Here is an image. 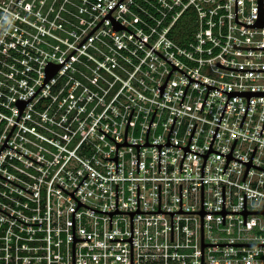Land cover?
<instances>
[{
    "label": "built area",
    "instance_id": "obj_1",
    "mask_svg": "<svg viewBox=\"0 0 264 264\" xmlns=\"http://www.w3.org/2000/svg\"><path fill=\"white\" fill-rule=\"evenodd\" d=\"M118 0H0V149L18 115L16 100L44 82ZM258 0H238V19L257 20ZM111 15L190 76L224 89H264V26L236 21V0H121ZM188 24V25H187ZM189 26V27H188ZM126 27L105 17L24 105L0 151V264H74L78 200L102 210L202 208V167L229 92L190 80ZM189 83V84H188ZM188 85V87H187ZM187 88V89H186ZM186 90V92H185ZM185 93V95H184ZM184 95V97H183ZM183 98V100H182ZM182 100V103H181ZM230 95L212 147L264 167V95ZM129 143L120 145L127 122ZM110 134L111 136H109ZM31 156H27V155ZM185 154V156H184ZM184 156V159H183ZM34 158V159H33ZM36 159V160H35ZM183 159V162H182ZM38 160V161H37ZM41 163H40V162ZM210 150L204 210L264 206V169ZM182 162V171H181ZM43 163V164H42ZM66 188L67 190H65ZM85 204L75 210L76 264H131V213ZM17 216H13L11 214ZM26 222H42L28 224ZM206 242H264V212L204 213ZM206 263L264 264V244H206ZM133 264H201V212L136 211Z\"/></svg>",
    "mask_w": 264,
    "mask_h": 264
},
{
    "label": "water",
    "instance_id": "obj_2",
    "mask_svg": "<svg viewBox=\"0 0 264 264\" xmlns=\"http://www.w3.org/2000/svg\"><path fill=\"white\" fill-rule=\"evenodd\" d=\"M121 0H118L117 1V3L107 12V14L96 24V26L86 35V37L97 27V25L105 18V17H110L111 18V21H112V25H113V28L114 29H116V28H118V27H126L124 24H122L119 20H117L115 17H113L112 15H111V11L115 8V6L120 2ZM236 21H238V22H241V23H244L243 21H241V20H239L238 19V0H236ZM244 24H246V25H248V26H264V0H258V14H257V20L256 21H254V22H249V23H244ZM128 30H130L128 27H126ZM132 33H134L132 30H130ZM136 36H138L136 33H134ZM86 37L75 47V49L86 39ZM141 40H143L145 43H147L149 46H151L148 42H146L144 39H142L140 36H138ZM233 46H236V47H246V48H264V46H245V45H240V44H237L236 42H234V44H233ZM154 50H156L158 53H160L163 57H165L167 60H169L171 63H173V68H172V70L170 71V73L168 74V76H167V78H166V80H165V82L162 84V85H159V89H160V94L162 95V93H163V91H164V88H165V86H166V84H167V82H168V79H169V77H170V75H171V73H172V71H173V69L174 68H179V69H181L179 66H177L174 62H172L170 59H168L166 56H164L161 52H159L157 49H155L153 46H151ZM74 49V50H75ZM74 50L65 58V60L74 52ZM64 60V61H65ZM63 61V62H64ZM63 62H54V61H52V60H49L48 62H47V64H46V66H45V70H46V72H45V79H44V82L42 83V85L51 77V75L63 64ZM217 64L218 65H222V66H225V67H229V68H235V69H245V70H264V67H234V66H229V65H225V64H223V63H221L220 61H217ZM183 72H185L183 69H181ZM187 75H189L187 72H185ZM190 76V75H189ZM192 80H197V81H200V82H203V83H205V84H207L208 85V89H207V92H206V95H205V98H204V101H203V104H202V107H201V110H202V108H203V105H204V103H205V100H206V98H207V95H208V93H209V90H210V88L211 87H217V88H219V89H222V90H224V91H227V92H229V96H228V99H229V97H230V95H246L247 97H248V104H247V107H246V110H245V113H244V116H243V119H242V122H241V125L243 124V121H244V118H245V115H246V113H247V110H248V107H249V104H250V97H251V95H264V89H224V88H221V87H219V86H216V85H213V84H210V83H207V82H205V81H202V80H199V79H196V78H194V77H192V76H190V80H189V82L190 81H192ZM189 84V83H188ZM41 85V86H42ZM40 86V87H41ZM40 87L29 97V98H21V97H19L17 100H16V104L18 105V107H19V115H18V117H17V119H16V121H15V123H14V125H13V127H12V129H11V131L9 132V134H8V136H7V138H6V140H5V142H4V144L2 145V147H1V149H0V151L2 150V148H3V146H6V145H9L8 143H7V139H8V137H9V135L11 134V132H12V130H13V128H14V126H15V124H16V122H17V120H18V118H19V116H20V114H21V112H22V109H23V107H24V105L29 101V99L40 89ZM187 87H188V85H187ZM187 89V88H186ZM185 92H186V90H185ZM184 95H185V93H184ZM184 95H183V97H184ZM228 99H227V102H228ZM182 100H183V98H182ZM182 100H181V103H182ZM227 102H226V104H225V107H226V105H227ZM225 107H224V110H225ZM133 109H134V107H132V110H131V113H130V116H129V119H128V122H127V126H126V132H125V138H124V142H120V141H118L117 139H115L113 136H111L110 134H108L106 131H104L103 129V131L104 132H106L109 136H111L114 140H116V142H117V154L114 156V157H106V158H114L115 160H116V168H117V171H118V153H119V146L120 145H136L137 147H138V171H140V145H158L159 146V170H161V153H162V145L163 144H178V143H172L171 141H170V133H171V130H172V127H173V124H174V121H175V119H176V116L177 115H175V118H174V120H173V123H172V126H171V128H170V131H169V134H168V140H167V142H164V143H150L149 141H148V132H149V129H150V126H151V123H152V120H153V118H154V115H155V112H156V109H157V107H156V109H155V111H154V114H153V117H152V120H151V123H150V126H149V129H148V132H147V141L146 142H144V143H129L128 141H127V129H128V124H129V121H130V119H131V116H132V112H133ZM224 110H223V113H224ZM223 113H222V115H223ZM222 115H221V118H222ZM221 118H220V121H221ZM220 121H219V123H220ZM219 123H218V126H219ZM196 124H197V122H196ZM196 124H195V126H194V129H195V127H196ZM218 126H217V129H218ZM263 128H264V123H263V126H262V129H261V133H262V130H263ZM194 129H193V132H194ZM217 129H216V131H217ZM216 131H215V134H216ZM193 132H192V134H191V137H190V140H191V138H192V135H193ZM215 134H214V137H215ZM214 137H213V139H214ZM213 139H212V142H213ZM236 139H237V137L235 138V141H234V143H233V145H232V148H231V150L228 152V153H225V152H222V151H220V150H217V149H215V148H213L212 147V142H211V145H210V147H209V150H208V152H206V153H201V152H199V151H197V150H195V149H193V148H190V146H189V143H190V140H189V142H188V144L187 145H184V146H182V145H180V144H178V145H180V146H182V147H184L185 148V153H186V151L187 150H193V151H195V152H198V153H200V154H203L204 156H205V161H206V158H207V155H208V153H209V151L210 150H214V151H217V152H220V153H222V154H225L226 156H227V161H226V164H225V166H224V169H223V172L225 171V169H226V166H227V164H228V161H229V159L230 158H236V159H239V160H241V161H243V162H246L247 163V169H246V172H245V174H244V177H243V179H245V176H246V174H247V171H248V168H249V166L250 165H256V166H258V167H260V168H263L264 169V167L263 166H260V165H258V164H255V163H253L252 162V157H253V155H254V152H255V149H256V147H257V145H255V148H254V150H253V152H252V155H251V157H250V159H248V160H244V159H242V158H239V157H237V156H234L233 154H232V150H233V147H234V145H235V142H236ZM9 146H11V145H9ZM11 147H13V146H11ZM13 148H15V147H13ZM16 150H18L17 148H15ZM18 151H20V150H18ZM20 152H22V151H20ZM22 153H24V152H22ZM25 154V153H24ZM27 155V154H26ZM27 156H29V155H27ZM184 156H185V154H184ZM184 156H183V159H184ZM29 157H31V156H29ZM32 158V157H31ZM34 159V158H33ZM183 159H182V162H183ZM36 160V159H35ZM38 161V160H37ZM205 161H204V164H205ZM40 162V161H39ZM182 162H181V171H182ZM41 163V162H40ZM43 164V163H42ZM204 164H203V167H202V208L201 209H199V210H185V209H183L182 208V183H180V208H179V210H162V208H161V183H159V209L158 210H141L140 209V198H139V183H138V208H137V210H119L118 209V184L116 183V210H102V209H97V208H94V207H92V206H90V205H88V204H86V203H84V202H82L79 198H77L75 195H74V192H75V190L77 189V187L80 185V183L83 181V179L86 177V175L88 174H86L85 175V177L81 180V182L77 185V187L73 190V191H68L66 188H64L62 185H60L59 183V185L60 186H62L65 190H67L70 194H72L77 200H78V205L76 206V208L80 205V204H85V205H87V206H89V207H92V208H94V209H97V210H99V211H105V212H109L110 213V215H111V227H112V214H113V212H130L131 213V235H130V237L129 238H111V239H123V240H130L131 241V264H133V218H134V213L136 212V211H165V212H171V214H172V240H174V212H176V211H198V212H201V264H247V263H206L205 261H204V250H205V245L206 244H264V242H206V241H204V213L205 212H214V211H221L222 212V214H223V223L225 222V219H226V213H244V222H246V213L247 212H264V206H263V209H261V210H253V209H248L247 208V203H246V193H244V209L243 210H238V209H227L226 208V195H225V184H223V208H222V210H204ZM0 175L1 176H3V177H5V178H7V179H9V180H11L12 182H14V183H16V184H18V185H20V186H22L21 184H19V183H17V182H15L14 180H12V179H10V178H8V177H6L5 175H3V174H1L0 173ZM23 188H25V189H27V190H29L28 188H26V187H24V186H22ZM29 191H31V190H29ZM31 192H33V191H31ZM76 208L73 210V262H74V264H76V247H75V241L77 240V239H90V237H76L75 236V210H76ZM0 209H2V208H0ZM2 210H4V209H2ZM4 211H6V210H4ZM6 212H8V211H6ZM9 213V212H8ZM11 214V213H10ZM11 215H13V214H11ZM13 216H15V215H13ZM15 217H17V216H15ZM18 218V217H17ZM20 219V218H19ZM20 220H22V219H20ZM22 221H24V220H22ZM24 222H26V221H24ZM26 223H28V224H34V223H42V222H26Z\"/></svg>",
    "mask_w": 264,
    "mask_h": 264
},
{
    "label": "trees",
    "instance_id": "obj_3",
    "mask_svg": "<svg viewBox=\"0 0 264 264\" xmlns=\"http://www.w3.org/2000/svg\"><path fill=\"white\" fill-rule=\"evenodd\" d=\"M188 25V24H187ZM189 27V26H188Z\"/></svg>",
    "mask_w": 264,
    "mask_h": 264
}]
</instances>
